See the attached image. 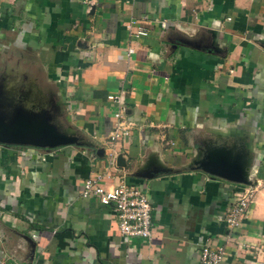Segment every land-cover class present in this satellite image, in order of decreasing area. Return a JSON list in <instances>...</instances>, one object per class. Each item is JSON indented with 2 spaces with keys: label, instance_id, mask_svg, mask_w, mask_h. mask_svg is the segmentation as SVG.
Listing matches in <instances>:
<instances>
[{
  "label": "crops",
  "instance_id": "0c3cea01",
  "mask_svg": "<svg viewBox=\"0 0 264 264\" xmlns=\"http://www.w3.org/2000/svg\"><path fill=\"white\" fill-rule=\"evenodd\" d=\"M119 91L131 128L112 148L106 96ZM0 95L76 137L0 144L4 264H202L204 243L223 247L219 264H264V0H0ZM208 162L247 183L207 174ZM96 173L144 193L150 239L123 240L112 206L80 195Z\"/></svg>",
  "mask_w": 264,
  "mask_h": 264
},
{
  "label": "built area",
  "instance_id": "2783aa9c",
  "mask_svg": "<svg viewBox=\"0 0 264 264\" xmlns=\"http://www.w3.org/2000/svg\"><path fill=\"white\" fill-rule=\"evenodd\" d=\"M96 2L97 0H83L87 9L94 6ZM127 28H130V24L127 25ZM144 35L145 31L140 27H137L133 32V36ZM127 52L131 53L132 49L128 48ZM106 98L116 106V109L112 113L113 123L108 132V141L113 148L116 142L127 137L131 124L122 114V91L115 94H107ZM108 156L109 163H114L115 155L112 150L108 153ZM106 175L104 174V176ZM104 176L96 173L83 179L80 195L82 197L94 196L101 204L112 206L118 219V234L123 240L135 237L146 240L150 239L151 204L144 193L138 187L121 181L115 186L104 188L100 184ZM254 190L255 184L242 187L239 190V196L236 197L224 215L223 224L226 228L230 229L238 225L252 199ZM32 236L35 235L32 234ZM223 253L224 251L221 245L204 243L199 249V262L202 264H219L222 260ZM0 264H4L2 260H0Z\"/></svg>",
  "mask_w": 264,
  "mask_h": 264
},
{
  "label": "water",
  "instance_id": "95a60500",
  "mask_svg": "<svg viewBox=\"0 0 264 264\" xmlns=\"http://www.w3.org/2000/svg\"><path fill=\"white\" fill-rule=\"evenodd\" d=\"M20 102L16 98L0 97V144L47 149L76 143L74 135L61 130L58 124L51 121L47 110L25 109ZM115 163L118 166L123 164L121 156H116ZM201 169L211 176L247 183L237 168L227 169L208 162L202 163Z\"/></svg>",
  "mask_w": 264,
  "mask_h": 264
},
{
  "label": "rangeland",
  "instance_id": "374dc122",
  "mask_svg": "<svg viewBox=\"0 0 264 264\" xmlns=\"http://www.w3.org/2000/svg\"><path fill=\"white\" fill-rule=\"evenodd\" d=\"M2 98H3V96H2ZM6 98H9V96H6Z\"/></svg>",
  "mask_w": 264,
  "mask_h": 264
}]
</instances>
